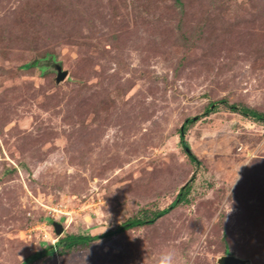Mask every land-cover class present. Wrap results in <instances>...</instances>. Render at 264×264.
<instances>
[{"label":"rangeland","instance_id":"obj_1","mask_svg":"<svg viewBox=\"0 0 264 264\" xmlns=\"http://www.w3.org/2000/svg\"><path fill=\"white\" fill-rule=\"evenodd\" d=\"M234 103L264 112V0H0V264L144 210L35 264H264V123Z\"/></svg>","mask_w":264,"mask_h":264},{"label":"trees","instance_id":"obj_2","mask_svg":"<svg viewBox=\"0 0 264 264\" xmlns=\"http://www.w3.org/2000/svg\"><path fill=\"white\" fill-rule=\"evenodd\" d=\"M178 4H180V0H175ZM29 67L34 66V63H29ZM28 65H23L17 69V71L24 70L28 67ZM224 103V101H223ZM212 104H210L211 106ZM210 108V107H209ZM208 108V109H209ZM231 111L239 113L242 117L245 118H253L256 121L264 123V112H260L254 108L248 107L245 104L242 103H234L229 107ZM194 123L193 119H187L185 123L183 124L182 128L179 129V135L180 138H183V133L185 132L187 126L190 124L192 125ZM188 155V158L191 162H195L196 159L188 154V152L184 151ZM12 172L15 171V168H12L10 170ZM191 191V183H187L185 186H183L178 195L176 201L171 206H176L179 203L188 202L187 196L190 194ZM170 206V208H171ZM172 207V208H173ZM165 211H159L154 212L151 210H144L129 219L127 222L119 226L114 231H110L107 233H104L102 235H95V236H80V235H64L63 237L59 238L57 241L56 246L50 245L41 251L35 252L31 255H29L21 264H35L36 262L45 259V258H52L56 254L59 256H65L68 254H71L73 252H80L85 250L87 247H89L90 243L93 240H98L102 237H108L116 233H122L128 230H133L136 228L145 227L148 225H151L154 220L161 214H163ZM46 222H50V219H43ZM225 255H231L229 251H225Z\"/></svg>","mask_w":264,"mask_h":264},{"label":"water","instance_id":"obj_3","mask_svg":"<svg viewBox=\"0 0 264 264\" xmlns=\"http://www.w3.org/2000/svg\"><path fill=\"white\" fill-rule=\"evenodd\" d=\"M65 77V73L61 72V70H58V81H62ZM186 151L189 152V150L186 148ZM53 230L55 232V236L58 237L62 234L63 228L58 223L52 224ZM217 264H250V261L248 259H242L237 256L233 255H224L217 259Z\"/></svg>","mask_w":264,"mask_h":264},{"label":"clouds","instance_id":"obj_4","mask_svg":"<svg viewBox=\"0 0 264 264\" xmlns=\"http://www.w3.org/2000/svg\"><path fill=\"white\" fill-rule=\"evenodd\" d=\"M47 171L46 168H42L38 171V175ZM157 264H176V252L174 249H168L161 253Z\"/></svg>","mask_w":264,"mask_h":264}]
</instances>
